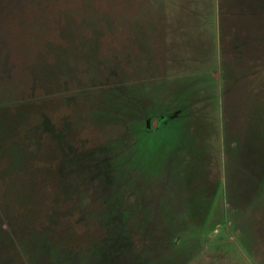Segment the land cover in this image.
Masks as SVG:
<instances>
[{"label": "rangeland", "instance_id": "obj_1", "mask_svg": "<svg viewBox=\"0 0 264 264\" xmlns=\"http://www.w3.org/2000/svg\"><path fill=\"white\" fill-rule=\"evenodd\" d=\"M0 264H264V0H0Z\"/></svg>", "mask_w": 264, "mask_h": 264}, {"label": "crops", "instance_id": "obj_2", "mask_svg": "<svg viewBox=\"0 0 264 264\" xmlns=\"http://www.w3.org/2000/svg\"><path fill=\"white\" fill-rule=\"evenodd\" d=\"M225 78V77H224ZM224 80V79H223ZM159 128V127H158ZM157 128V129H158ZM233 142H235V143H237L238 144V142L236 141V140H234ZM113 165V162H110L109 160H107V159H105V160H100V161H97V166L96 167H98V165H101V166H103V165ZM95 167V168H96ZM226 186H227V190H228V187H229V185H227L226 184ZM226 202V203H225ZM230 202H232L233 203V198H231L230 197V193H226V197H225V201H224V203H225V206L227 207V206H229V204H230V206H232V204L230 203ZM238 209V208H237ZM241 211H244V209H241ZM231 219H233V221L234 222H236L237 221V219H236V217H233V218H230L229 220H228V227H230L231 226V222L232 221H230ZM235 225H236V223H235ZM235 225H233V226H235ZM236 231H237V233H235V237L233 236L232 238L233 239H236V240H238L239 238H240V232L242 231L241 229H239L237 226H236V229H235Z\"/></svg>", "mask_w": 264, "mask_h": 264}]
</instances>
